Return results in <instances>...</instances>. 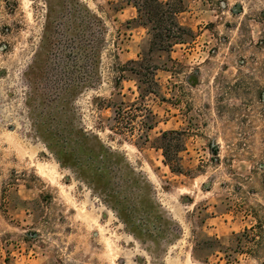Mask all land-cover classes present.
Returning <instances> with one entry per match:
<instances>
[{
	"label": "rangeland",
	"instance_id": "rangeland-1",
	"mask_svg": "<svg viewBox=\"0 0 264 264\" xmlns=\"http://www.w3.org/2000/svg\"><path fill=\"white\" fill-rule=\"evenodd\" d=\"M0 264H264V0H0Z\"/></svg>",
	"mask_w": 264,
	"mask_h": 264
}]
</instances>
